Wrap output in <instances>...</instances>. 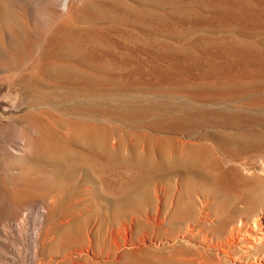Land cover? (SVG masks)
<instances>
[{
    "label": "rangeland",
    "instance_id": "1",
    "mask_svg": "<svg viewBox=\"0 0 264 264\" xmlns=\"http://www.w3.org/2000/svg\"><path fill=\"white\" fill-rule=\"evenodd\" d=\"M12 7L11 19L0 1V144L18 152L0 153V210L16 204L0 216V264H185L181 237L169 246L156 231L147 242L146 216L162 184L172 187L178 176L182 187L187 177L217 189L231 178L237 195L260 194L264 0H16ZM83 129L99 145L81 138ZM28 136L37 149L24 145ZM188 136L208 154L190 167L161 169L165 140L173 159ZM232 146L250 174L240 162L222 171L218 151ZM22 215L24 227L12 229Z\"/></svg>",
    "mask_w": 264,
    "mask_h": 264
},
{
    "label": "bare ground",
    "instance_id": "2",
    "mask_svg": "<svg viewBox=\"0 0 264 264\" xmlns=\"http://www.w3.org/2000/svg\"><path fill=\"white\" fill-rule=\"evenodd\" d=\"M0 1H2L4 3V5L6 6L7 17L12 19L14 14H13L11 8H9V7H12L13 3L16 0H0ZM16 3H19V2H16ZM56 4H55V6H56ZM28 5H30V4H28ZM58 6L60 8V5H58ZM30 7L32 8V4ZM12 8H14V7H12ZM91 8L93 10H95L96 12L101 13V11H102V9H100L98 6H95V5H93ZM42 9H40V10H42ZM35 10L36 9L34 7V11ZM29 17H30V15H29ZM16 27H18V26H16ZM19 29H22V28H19ZM18 32H21V31H18ZM12 45L17 46L16 43L12 44ZM75 48L76 47L73 45H68L66 47V51L68 53L73 52L75 50ZM31 50H32V48H31ZM32 52H33V50H32ZM52 58H56V57H52ZM31 62H32V60H31ZM53 62H55V61H53ZM27 65H29V64H27ZM19 127H20V125H19ZM4 129H5V126L0 125V132H2ZM14 130L15 129H13V131ZM24 130L26 131L27 129H24ZM28 131H29V129H28ZM31 132H32V130H31ZM80 134H81V138L85 139L89 143L99 145L100 141L97 137L98 135H96L95 132L83 129ZM2 139H3V137H2ZM22 139L24 140V138H22ZM8 142H10V141H8ZM15 142H17V140ZM19 142H21V140ZM178 142L180 143V148L178 149V153L176 154V157L173 159H170V157L168 156V154L170 152L169 140H165V142L163 143V145L161 147V154L163 156V163L164 164L162 162L159 163V167H161V169L164 168L163 165H165L166 163L167 164H169V163L173 164L174 167H190V166H193L194 164L198 163L201 160V158L206 156L209 152L207 149V147H208L207 144H205L202 141L198 142V139L192 138V136H188L186 138L184 137V138L178 140ZM24 143H25L24 145L27 146V148L29 147V149H31V150H33V149L35 150L38 147L36 140L32 137H29V136L25 138ZM1 144H2V142H1ZM1 144H0V146H1ZM9 146L10 145H4V146L0 147V151H1L0 153L3 156H5L7 159L9 157L10 158L13 157L9 150H11V151L14 150L13 151L14 153L15 152L18 153L15 150L16 147L14 149V148H10ZM23 148H26V147H23ZM229 148L231 150H230V152L226 151V154L224 153L225 151L224 152H220V150L218 151V153L220 155L222 154V155H224V157H226V161L220 160L222 171L226 172V174H227L228 172L233 170V165H231L232 163L240 162V165L242 166V168L246 169V171L249 173L250 169L246 168L247 162L239 161L238 156H236L237 154H235L236 149H239V148L237 146H232ZM18 159H20V158H18ZM259 159H261V158H259ZM260 165H261V163H260ZM155 166H156L155 162L152 160V158H149L148 159V167L150 168V170H153ZM263 167H264V165H263ZM244 169H243V172H244ZM9 170H11V169L6 168L4 173L7 175ZM12 171L13 170H11V172ZM173 174L176 175L175 172H173ZM251 174H252V172H251ZM242 175H243V173H242ZM165 176L167 179H169L171 176V171L166 172ZM176 177L177 178H175L174 184L172 187L170 185H168L167 183L162 184L159 187V197L158 196L156 197L157 199H159L158 200L159 204L156 206V208L153 211L151 210V212H149L148 215L146 216L147 217L146 221L148 222L150 230H151V233H149V235H147V236H150V234L152 235L150 237L149 241H147V242H150V243L152 242V239H154L153 236L156 235L155 234L156 231H159V232L162 231L161 237H160V240H161L160 242H162V244L169 245V246H172V245L174 246L175 244H177L176 243V241H177L176 237L177 236L181 237L180 240L184 241V243L187 244V246L184 249H181V252H180V254L182 255L181 260L185 264H264V179L258 180V184L260 186L259 187L260 194L249 196L246 198L244 196L237 195V193L233 190V187H232V181L233 180L231 178H226V185L223 184V186L221 188L206 189V188L200 186L196 180L191 179V178L187 179V177H185V176H184L185 178L183 180L185 182V185H184V187H182V185H181L182 178L180 179V177H178V176H176ZM243 178L248 179L249 176L243 175ZM154 193H156L155 190H154ZM246 205H248V206H246ZM15 207H16V204H11L8 207H6L5 209L0 210V216H1V214H10L11 212L14 211L13 209H15ZM20 213H21V211H20ZM23 218H24V215H22V217H18L17 219H15L14 222H10L9 223L10 227H12V229L16 228L17 230L20 231V229L22 228V226L24 225V222H25ZM65 219H67V218H65ZM5 220H6V218H5ZM70 220H72V219L70 218ZM64 221H65V224L68 223V222H66V220H64ZM64 221H61V222H64ZM19 223H23L22 226H20ZM4 225H6V224H4ZM4 227L7 228V225ZM1 228H3V226ZM122 228H123V226H122ZM113 229H115V228H113ZM5 230H10V228L9 229L7 228ZM27 230L30 231L29 229H27ZM126 230H127V228H126ZM146 231L149 232L147 229H146ZM146 231H145V233H147ZM113 232L115 233V231H113ZM116 232H117V230H116ZM143 232H144V230H143ZM4 233H3V235H4ZM37 233L38 232L31 231L30 236H29V234H27L28 239H30V241L32 239L31 243L33 241L37 240V237H38ZM172 233L175 235V237L169 238V235ZM131 234L132 233L130 231V235ZM142 234H144V233H142ZM114 236H115V234H114ZM158 236H160V234H158ZM144 237H141V238H144ZM109 238H110V235H109ZM110 239H113V238H110ZM131 239H130V241H131ZM45 240H47L46 236L44 238H42L43 243ZM51 240H53V238ZM91 240L92 239L88 240V241H90V244H91ZM123 240H125V239H123ZM53 241H55V240H53ZM139 241L140 240L138 239V242ZM144 241H145V239H144ZM36 242H34V243L36 244ZM114 242L115 241H113L112 243H114ZM91 245H93V244H91ZM84 246H85V243H84ZM87 246H89V245L87 244ZM110 246H112V245H110ZM115 246H117V245H115ZM151 246L152 245H150V247ZM89 247H91V246H89ZM152 247H154V246H152ZM76 248H79V247H76ZM134 248H136V247H134ZM134 248L131 247V249H134ZM36 249H35V245L31 244V249L29 250L30 256H32V257L35 256ZM66 249L67 248H65V251H67ZM94 249H92V250H94ZM99 249H100V247H99ZM101 249H103V248H101ZM86 250L87 249L79 248V250L74 251V253H76L78 256H82L83 254L87 255ZM106 250H107V248H106ZM116 250H117V248H116ZM120 250H121V248H120ZM162 250H163V248H162ZM15 251H16V249L14 250V252ZM65 251H63V252H65ZM70 251H72V250H70ZM99 251L101 252V250H99ZM108 251H111V249ZM165 251H167V253L171 252L170 247H169V252H168V250H165ZM17 252H16V254H17ZM19 253H20V251H19ZM91 253H95V251L91 252ZM118 253H119V251H118ZM118 253H116V254H118ZM68 254H69L68 252L63 254L62 258H66L67 256H69ZM107 254H106V256H107ZM112 254H113V252H112ZM101 255H103L102 252H101ZM60 256H61V253H60ZM95 256L97 258L96 254H95ZM118 256H116V257H118ZM74 258L75 259H73V261L76 260V257H74ZM77 258H79V257H77ZM81 258H83V257H81ZM91 258L92 257H90V259ZM67 259L69 260V258H67ZM50 260H52V259L50 258ZM95 261L97 262V260H95ZM105 261H107V260L105 259Z\"/></svg>",
    "mask_w": 264,
    "mask_h": 264
}]
</instances>
